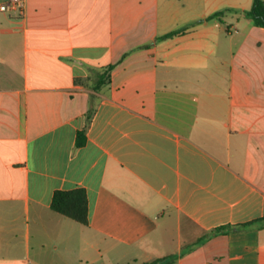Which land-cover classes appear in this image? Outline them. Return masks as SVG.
Instances as JSON below:
<instances>
[{
  "label": "crops",
  "instance_id": "obj_1",
  "mask_svg": "<svg viewBox=\"0 0 264 264\" xmlns=\"http://www.w3.org/2000/svg\"><path fill=\"white\" fill-rule=\"evenodd\" d=\"M9 2L0 264H88L89 249L118 264H264V27L245 15L253 0ZM76 188L88 225L51 209L55 191Z\"/></svg>",
  "mask_w": 264,
  "mask_h": 264
},
{
  "label": "trees",
  "instance_id": "obj_2",
  "mask_svg": "<svg viewBox=\"0 0 264 264\" xmlns=\"http://www.w3.org/2000/svg\"><path fill=\"white\" fill-rule=\"evenodd\" d=\"M222 12H218L213 17H220ZM245 15L250 18L255 25L264 27V0H253L252 8L245 12ZM186 29H180L170 32L159 39H168L185 33ZM106 77V74L100 76L102 81ZM83 136V137H82ZM86 137L84 132H79L77 145L81 146L85 143ZM51 209L64 215L80 224H89V204L87 193L82 188H76L73 190H57L54 192ZM226 231L225 227H220L212 230L209 234L216 235ZM177 259V256L170 255L164 258L156 259L144 264H172Z\"/></svg>",
  "mask_w": 264,
  "mask_h": 264
},
{
  "label": "rangeland",
  "instance_id": "obj_3",
  "mask_svg": "<svg viewBox=\"0 0 264 264\" xmlns=\"http://www.w3.org/2000/svg\"><path fill=\"white\" fill-rule=\"evenodd\" d=\"M88 264H118L117 262H109L103 260L99 253H97L94 249H89L88 250ZM130 264H135V263H130Z\"/></svg>",
  "mask_w": 264,
  "mask_h": 264
},
{
  "label": "built area",
  "instance_id": "obj_4",
  "mask_svg": "<svg viewBox=\"0 0 264 264\" xmlns=\"http://www.w3.org/2000/svg\"><path fill=\"white\" fill-rule=\"evenodd\" d=\"M9 4L13 8L17 7L19 9H22L25 5V0H10ZM6 8H7V5L2 6V10H6Z\"/></svg>",
  "mask_w": 264,
  "mask_h": 264
}]
</instances>
